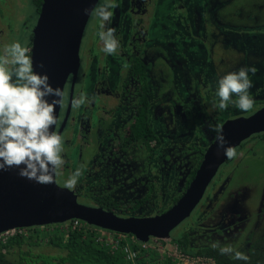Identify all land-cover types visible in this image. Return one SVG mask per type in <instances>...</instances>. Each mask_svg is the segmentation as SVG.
<instances>
[{"label":"flooded vegetation","instance_id":"af4514ba","mask_svg":"<svg viewBox=\"0 0 264 264\" xmlns=\"http://www.w3.org/2000/svg\"><path fill=\"white\" fill-rule=\"evenodd\" d=\"M15 1L0 0V56L14 42L31 53L43 0H32L28 22L20 3L12 7L13 12L3 9ZM226 1L196 4L189 20L179 17L183 20L179 31L172 18L175 33H170L151 16L153 0H107L118 6L110 9L113 18L101 29L103 22L95 9L106 0H98L83 30L77 73L65 81L64 106L59 107L54 128L63 139L66 161L57 185L63 187L82 167L83 175L71 191L79 204L123 219L165 213L186 192L215 141L216 133L208 125H223L264 108V20L242 17L240 23L230 22L219 12ZM12 21L19 22L20 29L10 30ZM107 27L115 28L120 46L104 61L99 32ZM87 35L94 40L84 50ZM202 45L208 46L210 54L197 65ZM188 47L197 50L194 59L186 53ZM204 65L212 76L210 83L194 70ZM249 66L257 69L254 75L249 73L253 109L244 112L232 105L224 111L213 109L219 78ZM81 93L95 99L73 109L71 101ZM235 149L237 157L218 167L190 215L170 231L171 241L193 249L218 243L246 253L264 237V183L255 193L256 201H251L252 188L233 178L242 158L264 164V131ZM223 167L228 168L222 171ZM191 218L178 235L172 234Z\"/></svg>","mask_w":264,"mask_h":264},{"label":"water","instance_id":"95a60500","mask_svg":"<svg viewBox=\"0 0 264 264\" xmlns=\"http://www.w3.org/2000/svg\"><path fill=\"white\" fill-rule=\"evenodd\" d=\"M97 2L42 1L33 29L30 56L34 70L41 74L47 73L53 87L58 86L63 90L67 77L76 75L83 30ZM85 8L90 10L88 14L84 13ZM48 99L51 101L52 97ZM59 107L56 106V117ZM222 128L225 147L235 148L252 134L264 131V108L249 117L227 120ZM227 159L215 139L177 203L161 215L142 219H123L101 209L81 205L71 191L57 183L41 185L22 178L17 174L18 169L0 171V233L77 219L103 230L132 235L139 242H147L151 237L169 239L170 231L190 215L218 167Z\"/></svg>","mask_w":264,"mask_h":264},{"label":"clouds","instance_id":"9594fccd","mask_svg":"<svg viewBox=\"0 0 264 264\" xmlns=\"http://www.w3.org/2000/svg\"><path fill=\"white\" fill-rule=\"evenodd\" d=\"M118 5L105 3L95 9V14L103 22L101 29L113 18L110 10ZM85 8L84 13L88 14ZM99 37L103 42L102 51L114 54L119 48V41L115 36V28L107 27L101 30ZM43 67V64H40ZM257 69L254 66L241 67L238 71L229 72L219 78L216 97L212 108L227 110L229 105L240 111H251L254 100L249 90L253 86L249 73L253 75ZM236 99H233V97ZM48 97H52L49 101ZM95 97L81 93L73 97L71 106L78 109L82 105L90 104ZM64 106V92L60 87H53L47 73L34 70L30 49L19 42L6 45L4 55L0 56V171L18 169V175L41 185L57 183L66 161L61 135L53 131L58 121L55 115L56 106ZM216 133L218 146L223 148L228 159H235L238 155L232 146L225 147L226 140L222 125H208ZM83 175L82 167H78L65 180L63 188L74 191ZM218 248L221 255H229L236 260L247 262L249 256L234 250L230 245H211ZM133 256L130 254L129 259Z\"/></svg>","mask_w":264,"mask_h":264},{"label":"trees","instance_id":"16d2710c","mask_svg":"<svg viewBox=\"0 0 264 264\" xmlns=\"http://www.w3.org/2000/svg\"><path fill=\"white\" fill-rule=\"evenodd\" d=\"M70 221L41 226L42 229L40 227L22 228L21 233H15L4 243L0 242V264H30L25 261L26 257L37 259L40 256H47L41 252L32 251V246L35 247L41 243L62 251L63 254L54 256V264H174L170 258L162 257L160 259L155 251H148L140 246L134 248V245L130 246L125 243L137 253L135 257L129 259L123 251L124 245L112 250L99 242L98 236L103 229L89 224L72 229L68 225ZM65 224L68 225L67 228L63 227ZM172 242L182 252L190 255L209 256L215 260L216 264H264V237L255 240L248 251L244 253L249 256L247 262L221 255L214 248L193 249L182 241L172 240ZM10 252H16L17 258L9 259ZM42 264H48V262L42 261Z\"/></svg>","mask_w":264,"mask_h":264},{"label":"rangeland","instance_id":"374dc122","mask_svg":"<svg viewBox=\"0 0 264 264\" xmlns=\"http://www.w3.org/2000/svg\"><path fill=\"white\" fill-rule=\"evenodd\" d=\"M204 4L205 0H153L152 8L153 11H151V16L153 18H158L159 23L162 26L166 27V30L170 33H175L172 31V25L174 21V26L179 31L180 27H182L183 20H181L182 17L185 20H189L190 16V10L191 7H194L196 4L199 6ZM20 3V9L24 14V17L26 21L28 22L30 20V16L33 14L32 10V0H16L14 3L10 4L11 7L8 8L5 6L3 9H5V12H9L14 10V8H17V4ZM12 7H14L12 9ZM184 9V10H183ZM185 11H188L187 14H184ZM204 14V11H201ZM222 13V16L226 17L225 19L229 20L233 23H240L239 19L242 17H254V19L257 17L259 20H264V0H227L226 4L222 7V9L219 11ZM173 18V21H172ZM244 18V19H247ZM243 19V20H244ZM32 21L30 22V24ZM29 24V25H30ZM9 29H20L19 28V22H10L8 25ZM93 36L87 35L84 43V50L86 47H90L93 43ZM99 49H103V47H99ZM98 52V48L96 49ZM186 53L194 59L195 51L191 49V47H188L185 49ZM103 52V51H102ZM105 54V53H104ZM210 54L208 46H200V50L197 51L198 60L196 61L197 65L200 64L199 61L203 59V57L208 56ZM208 58V57H207ZM107 59V54H105V59ZM206 65V64H205ZM205 65L202 67H196L194 70L201 71V75L203 76L202 79L206 80L208 83L212 81V76L209 73L207 75V68H205ZM242 164H238V166L234 169V175L233 178L235 181H241L244 180L248 183L250 188H252L253 195L251 198V201H256L255 193L258 191V189L261 187V185L264 183V164H257L252 158L245 157L241 159ZM228 167L222 168L226 170ZM192 218L183 223L180 227H178L175 231L172 232L173 235H178L183 228L186 227L188 222H190ZM171 234V235H172ZM33 252H41L43 254H46L47 256H40L37 259H33L32 257H26L25 261L32 264H42V261L48 262V264H54L53 259L54 256H57L59 254H63L62 251L49 246L48 244L41 243L38 246H32ZM9 259H16L17 253L16 252H10L8 254Z\"/></svg>","mask_w":264,"mask_h":264},{"label":"built area","instance_id":"2783aa9c","mask_svg":"<svg viewBox=\"0 0 264 264\" xmlns=\"http://www.w3.org/2000/svg\"><path fill=\"white\" fill-rule=\"evenodd\" d=\"M68 222V221H67ZM87 223L73 219L68 223L72 229L80 228L81 226L86 225ZM67 224L63 225L64 228L68 227ZM42 229V227H40ZM22 229H10L0 233V242L4 241L7 237L14 235L15 233H21ZM132 236V235H131ZM99 242H101L104 246L109 249L116 250L123 246V251L128 255L131 254L133 257L136 256V250H132L129 248L134 245L135 247H141L145 250L155 251L158 253L160 259L162 257L170 258L174 264H216L215 260L209 256L202 255H190L182 252L178 246L173 243L170 239H157L151 237L147 242H139L136 238L130 237L127 234L117 233L109 230H102L98 236ZM147 256V255H146Z\"/></svg>","mask_w":264,"mask_h":264}]
</instances>
